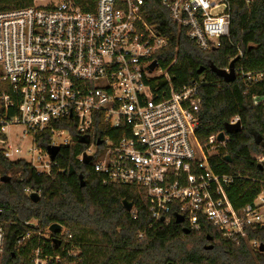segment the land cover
Listing matches in <instances>:
<instances>
[{
	"label": "built area",
	"instance_id": "obj_1",
	"mask_svg": "<svg viewBox=\"0 0 264 264\" xmlns=\"http://www.w3.org/2000/svg\"><path fill=\"white\" fill-rule=\"evenodd\" d=\"M42 1L0 12L3 159L25 162L38 175L50 176L56 164L47 148L77 142L83 148L78 161L89 157L87 165L103 184L139 189L154 222L167 226L180 217L189 232L207 223L235 244L246 241L250 231L264 229V180L258 181L252 203L233 206L228 192L235 179L216 173L209 161L228 135L222 132L223 142L218 135L205 143L197 140L202 82L173 89L155 58L166 41L146 23L147 0H51L43 6ZM158 1L198 49L218 48L229 37L231 0ZM242 1L248 7L254 2ZM234 76L264 85V70L234 66ZM253 106L264 113V96ZM237 123L234 118L227 125ZM254 161L261 165L264 156ZM9 179L0 174V184ZM25 191L28 197L33 193ZM23 226L30 230L18 246L35 243L29 264L80 263L78 250H56L70 239L62 227L52 234L36 221ZM4 244L0 223V260ZM248 246L259 252L256 241Z\"/></svg>",
	"mask_w": 264,
	"mask_h": 264
},
{
	"label": "trees",
	"instance_id": "obj_2",
	"mask_svg": "<svg viewBox=\"0 0 264 264\" xmlns=\"http://www.w3.org/2000/svg\"><path fill=\"white\" fill-rule=\"evenodd\" d=\"M34 1L38 0H0V12L29 8ZM144 11L146 23L166 41L155 58L168 72L173 89L202 82L197 140L205 143L238 118L241 131L228 135L224 147L209 161L216 173L235 179L234 188L228 192L233 206L252 203L260 191L258 181L264 180V163L254 161L264 156V113L261 107L253 106L264 96V85L239 79L227 84L208 65L224 70L235 61L234 66L246 72L264 70V0H254L249 7L242 0H231L229 37L221 40L218 48L207 51L198 49L170 21L158 0H147ZM238 52L241 57L236 59ZM200 68H204L201 74ZM82 149L77 142L61 147L50 176L38 175L25 162H8L0 153V174L10 175L0 184V223L5 231L0 264H29L34 241L25 247L17 244L30 230L23 226L29 221H36L43 231L52 224L62 227L70 239L55 248L78 250L79 264H264V253L248 246V242L256 241L264 247V229L250 231L246 241L235 244L224 240L207 223L185 234L184 225L174 221L167 226L154 222L143 207L141 191L103 184L90 165L78 161ZM27 189L38 195L37 202L29 199ZM123 201L133 206V213L123 208ZM208 246L212 248L206 249Z\"/></svg>",
	"mask_w": 264,
	"mask_h": 264
},
{
	"label": "water",
	"instance_id": "obj_3",
	"mask_svg": "<svg viewBox=\"0 0 264 264\" xmlns=\"http://www.w3.org/2000/svg\"><path fill=\"white\" fill-rule=\"evenodd\" d=\"M234 64H235V61H232L229 66H228V73L225 72L224 70H219V69H216L213 65L209 64L208 65V68L209 70L215 75L217 76L218 78L222 79L225 83L229 84L231 82H233L235 80V76H234ZM204 68H200V70L198 71L199 74H201L203 72ZM241 131V126L239 123H237L236 125L234 126H230V125H226L225 128H224V133L226 135H232V134H237ZM224 140V134L221 133L217 136V141L218 142H223ZM59 149L58 148H47V152L50 156V160L53 161L58 153ZM227 161H229V158H225ZM90 161V158L89 157H86V156H83L82 158V164L83 165H87ZM79 181H80V186L83 187L84 184H83V179H82V176H79ZM29 199L32 201V202H37L39 200V197L37 194L35 193H32L29 195ZM122 206L123 208L129 212L132 208V205L130 203H127L125 201L122 202ZM175 224H182V218L180 217H176V220H175ZM52 234H57L59 231H60V226L57 225V224H52L49 229H48ZM183 232L185 234H188L189 231L187 229H184ZM208 241L211 240L210 237L207 238ZM212 247L211 246H208L206 247V249H211ZM259 252L260 253H264V247L263 246H260L259 248Z\"/></svg>",
	"mask_w": 264,
	"mask_h": 264
},
{
	"label": "rangeland",
	"instance_id": "obj_4",
	"mask_svg": "<svg viewBox=\"0 0 264 264\" xmlns=\"http://www.w3.org/2000/svg\"><path fill=\"white\" fill-rule=\"evenodd\" d=\"M51 2V0H44V1H42V2H39V5H46V4H48V3H50ZM28 146V144L27 145H25L24 146V148H26Z\"/></svg>",
	"mask_w": 264,
	"mask_h": 264
}]
</instances>
